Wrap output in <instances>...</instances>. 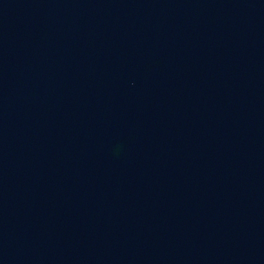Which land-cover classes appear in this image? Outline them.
<instances>
[{
  "label": "water",
  "instance_id": "water-1",
  "mask_svg": "<svg viewBox=\"0 0 264 264\" xmlns=\"http://www.w3.org/2000/svg\"><path fill=\"white\" fill-rule=\"evenodd\" d=\"M0 264H264V0H0Z\"/></svg>",
  "mask_w": 264,
  "mask_h": 264
}]
</instances>
